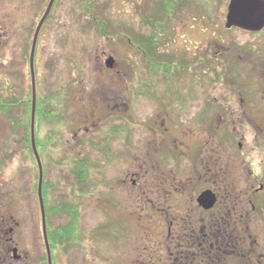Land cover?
I'll list each match as a JSON object with an SVG mask.
<instances>
[{"label":"rangeland","instance_id":"obj_1","mask_svg":"<svg viewBox=\"0 0 264 264\" xmlns=\"http://www.w3.org/2000/svg\"><path fill=\"white\" fill-rule=\"evenodd\" d=\"M50 1L0 0V95L8 100L32 95V38ZM158 1L57 0L40 32L34 69L37 111L38 103L42 110L43 103L59 98L63 114L58 118L52 108L45 109L52 112L49 118L36 114L38 139L47 146L38 150L44 184H49L52 207H79L82 230V243L72 250L52 251L49 240L53 264L164 262L169 220L166 212L152 210L149 199L157 196L164 203L165 187L158 183L163 185L159 179L165 172L171 182L169 202L178 215L186 207L197 216L196 197L207 187L220 189L222 199L233 195L241 205L240 199L246 201L255 186L242 175L240 164L234 169L232 162L241 163L244 156H232L233 143L213 141L195 123L201 107L231 106L245 76L264 77V34L226 29L231 0H205L206 5L193 0L170 19L168 42L161 47L167 59L183 63L185 70L167 81H152L141 53L125 36L151 32L146 22L158 13ZM109 57L116 61L113 69L106 67ZM197 61L204 63L196 66ZM220 69L225 71L222 82ZM22 109L15 110L16 118L23 117ZM217 112L227 124L229 111ZM113 129L118 133L112 134ZM226 131L228 124L221 134ZM213 144L219 146L218 159ZM21 146V136L13 139L10 124L1 116L0 264H43L47 252L37 195L39 168ZM80 160L91 166L88 193L80 190L73 173L74 161ZM200 169L208 174L200 175ZM253 203L263 205L264 195L254 197ZM47 216L46 211L48 232ZM260 216L249 223L252 239L264 247ZM72 220L62 212L52 217L51 226L67 229Z\"/></svg>","mask_w":264,"mask_h":264},{"label":"flooded vegetation","instance_id":"obj_2","mask_svg":"<svg viewBox=\"0 0 264 264\" xmlns=\"http://www.w3.org/2000/svg\"><path fill=\"white\" fill-rule=\"evenodd\" d=\"M39 14L38 12L35 16L38 18ZM43 16L44 13L40 16V20ZM4 20H6V16ZM1 28L2 22H0ZM237 29L243 31L239 28L227 30ZM246 33L259 36L261 33L264 34V30ZM1 38L0 35V40ZM1 46L0 41V48ZM201 62L197 61L196 66ZM205 66L207 67V65ZM218 72L220 73L218 75L219 82H222L225 71L220 69ZM243 79L238 84L240 87L235 88V97L231 106L215 109L201 107L198 110L200 115L195 125L196 129H200V133L205 131L213 141L221 140L225 143H233L235 153L232 156L235 154L244 156L241 163V159L232 162L234 169H238L236 164H240L242 175L255 181V186L248 194L249 197H246V201L240 199L241 205H236V200H232L233 195H227L228 192L230 193V188H226L228 191H226L227 194L224 192V196L226 194L227 197L222 199L218 192L220 189L214 186L207 187L196 197L197 216L194 215V211H188L186 207L184 214L178 215L179 213L173 209L174 206L169 202V195L172 194L171 182L168 173L165 172V176L162 175L160 176L161 180L159 179V181L163 180V185L158 183L159 187H165L164 203L161 204V201L155 196L152 200L149 199V204L152 206V210L156 209L159 213H167L166 218L169 220L168 235L165 240L167 257L162 263L153 262L152 264H264L263 244L252 239L254 234L249 223L257 213H260L264 222V204L253 203L254 197L264 195V77L250 80V77L245 76ZM237 80H239L238 77ZM237 80L235 81L237 82ZM184 111H190V109H184ZM217 111H229V121H227L229 131L222 134L221 131L227 124L222 119L220 112ZM256 111L259 112L256 113ZM210 118H212L211 122L207 123ZM163 137L165 141H169L165 135ZM250 138H253L252 141ZM244 142H246L245 145ZM215 144H213V153L218 159L219 146H215ZM199 174L203 176L208 173L204 174L200 169ZM133 183L136 185L135 181ZM205 192H211L216 197L215 206L210 209H206L198 202L199 197ZM232 201L234 202L232 203ZM228 202H231V207L227 205ZM249 206L251 207L249 208ZM263 222L261 221L262 224ZM156 258L157 255L154 260Z\"/></svg>","mask_w":264,"mask_h":264},{"label":"trees","instance_id":"obj_3","mask_svg":"<svg viewBox=\"0 0 264 264\" xmlns=\"http://www.w3.org/2000/svg\"><path fill=\"white\" fill-rule=\"evenodd\" d=\"M196 1L199 2V0ZM210 1L212 2L213 0ZM192 2L193 0H159V5H157L158 13L154 14L153 16H150L148 18V21L146 22V26L151 28V32H148L149 34H145L140 37H137L136 35H134V33L132 35L125 36L131 48L141 53L145 63L146 71L148 72L147 75H149L152 81H154V79H156L157 77H160L162 79L164 78L167 81V79L170 77L174 78V75L176 76L177 71L185 70V65L183 63L177 64L175 61L167 59L166 54H162L161 47L168 42L167 24L170 19L174 18V16L177 15V12L182 11L181 7H186ZM206 3L207 2H205L204 0L203 4L206 5ZM205 5H203V8ZM89 10L90 8H87V11ZM212 14L213 13H211V15ZM101 27L103 26L101 25ZM103 31H105V29ZM190 67L191 65L189 64L186 66V68L189 69ZM55 97H59V95H56ZM54 98H52V100H55ZM10 100H8L7 97H2L0 95V117L2 116L3 118H5L10 124L11 129L13 131V139L17 138L18 135L21 136V147H23V150L26 151L27 157L29 156L34 160L35 157L30 141L32 95L29 96L27 99L15 97L11 98ZM49 101L45 102V104H42L44 105L42 110L40 103H38L37 118H39L40 115H45L47 118H49V115L52 112L47 110L50 108L54 109L53 111H58V118L62 117L63 114L60 111V104L58 103L59 98L54 102L52 101L51 103H49ZM17 108H23L21 111L23 112L22 118H16L18 117L17 111H15ZM19 130H22V133H19ZM36 132L37 135L35 143H37V148L41 153L42 150H47V146L43 144L44 142H42L41 139H38V130H36ZM115 132L118 133V130H113L112 134H115ZM81 162H83V160L77 162L74 161L75 167L73 173L76 181L80 184V190L84 193H88L87 186L89 181V175L91 173V166H87V163H85L86 161H84L83 164H81ZM49 191V184H44L43 195L48 215V232L52 251H56L59 247L65 248L66 251L72 250V248L79 246L82 243V230L79 224V207L77 205L75 207L69 205L67 209H65L64 207H59L60 210H57V208H54L50 205ZM62 212L69 214L73 218L71 222L72 224H69L71 226L67 229L63 226H61L62 228L59 227L57 229H53V226H51L52 217L58 216ZM53 260H55V257H53ZM42 263L48 264L46 254L42 259Z\"/></svg>","mask_w":264,"mask_h":264},{"label":"water","instance_id":"obj_4","mask_svg":"<svg viewBox=\"0 0 264 264\" xmlns=\"http://www.w3.org/2000/svg\"><path fill=\"white\" fill-rule=\"evenodd\" d=\"M57 0H51L47 10L39 22V26L36 29L31 54H30V72L32 81V112H31V138H32V149L35 153V158L39 168V183H38V200L41 211L42 221V232L45 243V248L48 256V264H53L51 249L49 246L48 232H47V221L46 211L43 198V185H44V167L38 153L36 146V114H37V86H36V71L35 69V56L38 45L39 35L42 27L46 23L49 14ZM228 8L226 29L239 28L246 32H261L264 30V0H231ZM116 65L114 57H110L106 61V67L113 69ZM198 202L201 206L206 209H210L215 206L216 197L211 192H205L202 194ZM17 251H14L16 255Z\"/></svg>","mask_w":264,"mask_h":264}]
</instances>
